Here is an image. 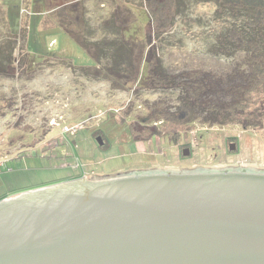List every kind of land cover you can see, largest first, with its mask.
<instances>
[{
	"label": "rangeland",
	"instance_id": "rangeland-1",
	"mask_svg": "<svg viewBox=\"0 0 264 264\" xmlns=\"http://www.w3.org/2000/svg\"><path fill=\"white\" fill-rule=\"evenodd\" d=\"M248 17L220 9L217 0H0V48L7 49L0 52V200L94 173L264 167V117L246 129L206 124L197 114L174 142L135 141L130 129L153 108L176 109L184 94L180 87L148 88L145 65L135 84L126 69L135 50L148 43L164 73L181 79L201 71L224 86L239 80L243 52H220L218 38ZM69 31L91 45L96 59ZM113 44L119 57L110 55ZM250 109L264 115V92Z\"/></svg>",
	"mask_w": 264,
	"mask_h": 264
},
{
	"label": "water",
	"instance_id": "water-1",
	"mask_svg": "<svg viewBox=\"0 0 264 264\" xmlns=\"http://www.w3.org/2000/svg\"><path fill=\"white\" fill-rule=\"evenodd\" d=\"M0 264H264V169L94 173L9 196Z\"/></svg>",
	"mask_w": 264,
	"mask_h": 264
},
{
	"label": "trees",
	"instance_id": "trees-1",
	"mask_svg": "<svg viewBox=\"0 0 264 264\" xmlns=\"http://www.w3.org/2000/svg\"><path fill=\"white\" fill-rule=\"evenodd\" d=\"M217 2L220 9L249 14L244 27L229 29L226 35L218 38L220 52L225 54L243 52L240 63L243 68H240L239 80L231 79L221 86L222 79L212 74L205 76L196 70L183 72L182 78L179 79L177 75L160 70L154 47L152 45L147 47L146 43L144 47L135 50L131 60L127 62L126 69L130 79L137 84L145 65L147 74L145 85L148 88L180 87L184 94L176 109L153 108L142 121L131 122V134L135 141L147 140L151 136H165L174 142L178 139L182 127L192 123L197 114L202 116L201 120L206 124L235 123L246 129L256 128L263 120L264 115L257 112L258 109H250V106L256 102V97L264 92V0H217ZM64 5L61 3L58 9H63ZM69 33L95 58L91 45L87 44L80 34L70 31ZM229 44L231 49L228 48ZM114 45H112L114 50L110 54L113 58L120 56V48H117L119 46L116 45L115 49ZM1 51L7 52V49L4 47L3 50L1 47ZM221 92L229 94L230 99L223 100L218 97ZM158 122H161L162 126H158Z\"/></svg>",
	"mask_w": 264,
	"mask_h": 264
},
{
	"label": "built area",
	"instance_id": "built-area-1",
	"mask_svg": "<svg viewBox=\"0 0 264 264\" xmlns=\"http://www.w3.org/2000/svg\"><path fill=\"white\" fill-rule=\"evenodd\" d=\"M53 41L50 42V44H52ZM6 164V159L0 158V173L2 172L4 166Z\"/></svg>",
	"mask_w": 264,
	"mask_h": 264
},
{
	"label": "flooded vegetation",
	"instance_id": "flooded-vegetation-1",
	"mask_svg": "<svg viewBox=\"0 0 264 264\" xmlns=\"http://www.w3.org/2000/svg\"><path fill=\"white\" fill-rule=\"evenodd\" d=\"M236 166H243V167H255L254 165H251V164H242L241 162L240 163H236L234 165V167ZM255 168H258V167H255ZM260 169H264V167L260 168Z\"/></svg>",
	"mask_w": 264,
	"mask_h": 264
}]
</instances>
